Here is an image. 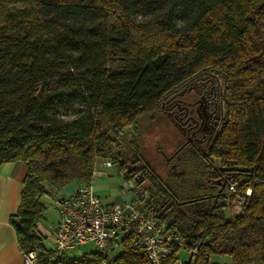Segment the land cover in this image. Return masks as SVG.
Wrapping results in <instances>:
<instances>
[{
    "label": "trees",
    "instance_id": "obj_1",
    "mask_svg": "<svg viewBox=\"0 0 264 264\" xmlns=\"http://www.w3.org/2000/svg\"><path fill=\"white\" fill-rule=\"evenodd\" d=\"M207 94L218 127L179 141L181 172L131 159L133 141L114 150L141 116ZM175 114L165 116L187 142L178 116L190 113ZM96 158L145 192L138 203L182 239V264H264V0H0V165H27L9 219L20 249L45 264H152L130 235L109 257H73L38 230L46 185L90 182Z\"/></svg>",
    "mask_w": 264,
    "mask_h": 264
},
{
    "label": "built area",
    "instance_id": "obj_2",
    "mask_svg": "<svg viewBox=\"0 0 264 264\" xmlns=\"http://www.w3.org/2000/svg\"><path fill=\"white\" fill-rule=\"evenodd\" d=\"M93 178L104 174L109 167L108 159L95 161ZM92 178V179H93ZM124 189H133V179H125ZM233 192L234 187L227 188ZM145 193V192H144ZM140 193L138 196L144 195ZM249 194V189L246 191ZM44 194V193H43ZM137 195L126 203H107L95 192L92 180L76 187L69 193L57 196L54 205L58 220L45 240L57 256H62L83 244H91L102 256L109 257L122 236H131V245L143 250L152 264H159L163 257L172 252L174 246L182 249V239L166 228L147 208L137 201ZM237 201V200H236ZM240 201L234 205L239 209ZM51 239V241H50ZM185 251V250H184ZM24 264L39 263L35 250H22ZM178 257L175 264H182Z\"/></svg>",
    "mask_w": 264,
    "mask_h": 264
},
{
    "label": "rangeland",
    "instance_id": "obj_3",
    "mask_svg": "<svg viewBox=\"0 0 264 264\" xmlns=\"http://www.w3.org/2000/svg\"><path fill=\"white\" fill-rule=\"evenodd\" d=\"M190 98L187 97L185 102L192 99ZM182 105L183 104L177 102L175 107L173 106L171 108L168 107L169 108L167 110L168 113L157 112L154 114H145L141 116L139 122L136 124L137 126L136 128H130V126L125 127L124 138L119 140V147L114 148V150H119V149L121 150L130 141H133L135 142V144H137L140 147L139 150L140 153L136 152L135 154L131 155L130 156L131 159H134V157L136 156L139 158V156L142 155V157L146 159L159 174L161 173L163 176L170 175L173 171H175V169H173L172 167L173 161L172 160L167 161V157H171V155L176 149L175 146L179 143V141H185V139L183 140V137L180 135L179 131H176L174 129V126L170 125L165 114L172 115V112H174L176 113V115H178V113H181ZM158 146H160V150H158L157 148ZM98 159L99 158H96V160ZM129 161L132 160L129 159ZM100 167L101 164L100 166L94 168L100 169ZM104 170H105L104 175L99 177H94L93 179H91L95 192L103 199L104 202L115 201L118 199L119 196L122 197L125 194L128 195V198L137 195V192L134 189L126 190L123 188L126 180L123 179V177L120 174L114 172V165L110 166L107 169L104 168ZM71 182H75V181H71ZM77 183H79L80 185L84 184L83 182H77ZM46 188L47 190L53 189L47 185ZM58 189L62 190V186L59 187ZM66 193L67 192L61 193V191L58 193H53L52 196L48 200H46V209H45L46 217L40 220L38 223L41 225V227L44 228V230L47 233H51L53 229L52 227L55 225V222L57 220V209L54 205V199L57 196ZM48 195L51 194L49 193ZM118 244L114 247V250L111 254L117 252ZM91 248H93V246L90 243L83 244L80 247H78L76 250L71 251L70 254L73 257H78L83 252ZM179 256L183 260H187L189 258V254L184 250H180ZM218 257L225 263L231 262V258L228 256H218Z\"/></svg>",
    "mask_w": 264,
    "mask_h": 264
},
{
    "label": "crops",
    "instance_id": "obj_4",
    "mask_svg": "<svg viewBox=\"0 0 264 264\" xmlns=\"http://www.w3.org/2000/svg\"><path fill=\"white\" fill-rule=\"evenodd\" d=\"M113 165H114V172L120 174L118 170V166L112 163L110 166ZM109 167H106V169ZM26 172H27V165L24 162L13 161V162H5L0 165V264H24L22 250L20 249L17 243L14 227L9 219H10V215L13 214L19 206L20 194L23 187V179ZM78 186H80L79 183L71 182L62 186V190L58 188L48 189L47 193L41 195L40 201L46 209V200H48L53 193H58L60 191L61 193L63 192L69 193ZM49 193L51 195H48ZM131 199L132 196L128 198V195L125 194L122 197L119 196L117 200L109 201L107 203H117V202L126 203V201H129ZM45 209L43 211L42 219L46 217ZM57 220H58V214H57ZM57 220L55 224L57 223ZM36 226L38 229L44 231V233L47 234V232L44 230L43 227H41L39 223H37ZM47 241L46 243L49 244ZM37 264H45V263H37ZM52 264H63V263L55 262Z\"/></svg>",
    "mask_w": 264,
    "mask_h": 264
},
{
    "label": "flooded vegetation",
    "instance_id": "obj_5",
    "mask_svg": "<svg viewBox=\"0 0 264 264\" xmlns=\"http://www.w3.org/2000/svg\"><path fill=\"white\" fill-rule=\"evenodd\" d=\"M185 110V113L188 112L190 121L184 122L181 117L178 115V119L185 125L187 123V131L185 135L187 136V142L183 141L182 145L189 143L191 144H200L209 139L214 135L217 130L219 118H220V108L216 99H213L210 95H200L196 100H189L185 102L182 107ZM184 128V126L182 125ZM181 152L175 150L171 157H167V161H173L172 167L175 169L172 173L181 172L182 169H179L177 166L178 160L182 158ZM179 152V153H178ZM171 173V174H172Z\"/></svg>",
    "mask_w": 264,
    "mask_h": 264
}]
</instances>
